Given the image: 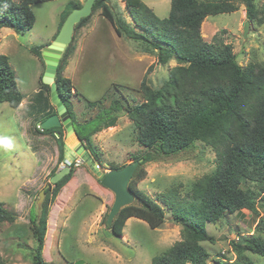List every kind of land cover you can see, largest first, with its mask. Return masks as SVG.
<instances>
[{
	"label": "trees",
	"instance_id": "trees-1",
	"mask_svg": "<svg viewBox=\"0 0 264 264\" xmlns=\"http://www.w3.org/2000/svg\"><path fill=\"white\" fill-rule=\"evenodd\" d=\"M49 1L0 0V30L30 31L35 23L32 6ZM108 1L111 2L95 0L91 14L74 26L72 41L59 60L54 77L56 94L68 111L78 139L83 142L92 163L100 168L102 176L97 177L100 184L105 170H119L125 165L107 164L105 167L101 163L103 155L92 141L95 134L115 127L124 114L133 126L135 143L142 150L140 155H131L132 161L142 159L128 185L133 203L122 208L107 226L109 209L103 216V224L112 235L121 237L129 218L141 220L155 230L164 224L169 213L173 223L181 227L180 240L153 257L150 264H207L210 255L201 243L213 244L214 238L207 234L206 223L215 224L225 214L243 210L253 215H258L261 209L264 211V66L241 67L231 45L224 44L218 34H214L209 43L201 36V25L207 17L233 13L237 3L244 5L247 20H255L257 11L253 0H170L168 16L164 19H159L141 0H123L130 22L115 15ZM81 6L79 0H68L60 14L57 33L68 14ZM97 12L118 37L141 44L146 53L155 54L157 64L165 66L173 60L176 65L159 88L150 87L143 77L137 90L140 99L133 104V100L122 95L113 96L108 107L102 106L105 97L97 102L83 99L87 109L96 107L98 112L89 121L81 122L72 100L75 96L82 99V96L63 72L74 54L80 29ZM262 13L264 17V10ZM30 52L42 61L41 48L32 47ZM42 77L24 113L31 120L35 136L49 135L57 147L56 165L48 175L50 179L63 162L64 129H38L39 124L56 113L50 104V86L42 82ZM118 87L112 84L116 92ZM22 100L9 59L0 55V104L16 109ZM198 142L214 153L215 168L191 184L189 200L180 199L175 189L151 198L136 187L146 177L144 166L147 163L176 156ZM74 174L73 162L67 175L45 189L38 213L31 211L28 216L35 242L32 264H54L43 258L48 216L51 205ZM14 221V215L0 206V226ZM262 232L264 219L259 218L251 235L230 242L235 261H218V264H254L247 254L264 259Z\"/></svg>",
	"mask_w": 264,
	"mask_h": 264
},
{
	"label": "rangeland",
	"instance_id": "rangeland-1",
	"mask_svg": "<svg viewBox=\"0 0 264 264\" xmlns=\"http://www.w3.org/2000/svg\"><path fill=\"white\" fill-rule=\"evenodd\" d=\"M141 1L159 19L168 16L170 0ZM67 2L50 0L32 6L35 23L30 31L14 32L4 28L0 32V55L8 57L18 91L23 96V102L16 109L0 104V206L15 217L13 224L0 226V262L3 264H32L35 242L29 230L28 216L31 211H39V193L49 183V171L56 165L58 151L50 136H35L31 120L24 116L25 100H31L39 89V78L45 71L44 60L34 57L29 49L38 47L42 52L53 42L52 36L58 29L60 14ZM253 4L257 18L251 22L246 18L244 5L237 3L235 12L209 16L201 25L204 41L209 43L212 36L218 34L224 44L231 45L241 67L264 66V0H253ZM108 5L115 15L130 22L123 0L108 1ZM245 23L249 26L246 38H243ZM155 56L146 53L141 44L118 37L108 21L99 12L95 13L80 29L74 54L63 74L82 96V99L75 96L72 100L79 120L89 121L98 112L96 107L87 109L83 99L97 102L105 97L102 106L108 107L113 96L119 98L122 95L133 100V104L140 99L137 90L143 77L150 87L159 88L176 63L172 60L161 66ZM112 84L120 86L117 92L112 89ZM119 118L116 128L103 130L92 137L103 155L101 163L105 167L107 164L127 165L132 162L131 155L142 152L135 143L130 121L124 114ZM69 139L64 137V156L69 162L79 161L80 165L50 207L43 249L46 262L150 264L153 257L180 240L181 227L173 223L169 213L158 229L149 228L141 220L128 219L122 236L112 235L103 224V216L111 208L114 196L98 182L96 173L100 170L94 169L95 163L78 157L73 152L76 144H71L73 139ZM30 147L35 153L34 165ZM214 168V153L198 142L176 156L147 163L144 166L146 177L136 187L151 198L175 189L180 199L189 200L191 184ZM259 218L264 219L262 209L258 215L243 210L225 214L215 224L206 223L207 234L214 238L213 244L201 243L210 255L207 264L235 261L230 242L251 235ZM261 236L264 238L263 232ZM247 255L254 264H264L260 256Z\"/></svg>",
	"mask_w": 264,
	"mask_h": 264
},
{
	"label": "water",
	"instance_id": "water-1",
	"mask_svg": "<svg viewBox=\"0 0 264 264\" xmlns=\"http://www.w3.org/2000/svg\"><path fill=\"white\" fill-rule=\"evenodd\" d=\"M79 1L82 2V6L80 8L72 10L68 14L53 42L45 47L41 52L42 60H44L45 64V71L42 77V82L45 85L50 86V101L52 105L55 106L56 113L43 121L40 124L39 128L42 130H48L50 128L62 127L66 132L65 138L73 139V142H71V144H76L74 146V152L76 153V155L80 158H84V160H87L89 158V154L85 150L83 142H80V140L78 139L72 126L68 111L56 94L54 82V77L59 60L61 59L65 49L72 41L74 26L79 23L82 18H86L91 14L95 0ZM248 26V23H245L243 29V38H246ZM71 163L72 162H69L66 156H64L62 167L60 168V170H58L55 175H53L49 179V183L40 191L39 200L37 201L38 205H40L44 200L45 189H49L51 185H55L70 172ZM140 163H142V159L138 161H132L119 170H110L104 175L101 181V186L110 191L114 196L113 203L106 220L107 226L111 225V222L122 208L133 203L134 197L129 191L128 185L136 168ZM96 176L99 178L102 176V174L98 172L96 173Z\"/></svg>",
	"mask_w": 264,
	"mask_h": 264
},
{
	"label": "crops",
	"instance_id": "crops-1",
	"mask_svg": "<svg viewBox=\"0 0 264 264\" xmlns=\"http://www.w3.org/2000/svg\"><path fill=\"white\" fill-rule=\"evenodd\" d=\"M18 1V0H17ZM52 1V0H51ZM66 5V4H65ZM110 25V24H109ZM111 26V25H110ZM58 28V27H57ZM111 28H112V26H111ZM4 29V28H3ZM6 29V28H5ZM2 30V29H1ZM1 30H0V32H1ZM112 30H113V28H112ZM113 32H114V30H113ZM56 33H57V30L55 31V33L53 34V36H52V40L51 41H53V39L55 38V36H56ZM115 33V32H114ZM0 41H1V38H0ZM30 50V49H29ZM65 70H64V73L63 74H65ZM44 74V73H43ZM42 74V75H43ZM37 91H38V89H37ZM37 91H35L34 93H36ZM26 101V103H25V105L27 104V103H29V100L28 99H26L25 100ZM22 102H23V100H22ZM51 102V101H50ZM51 105H52V103H50ZM25 105H24V107H23V112H24V108H25ZM53 106V105H52ZM55 107V106H54ZM55 111H56V108H55ZM76 113V112H75ZM24 116H25V113H24ZM78 116V115H77ZM120 119V118H119ZM116 127H117V125H116ZM116 127H112V128H107V129H105V130H112L113 128H116ZM103 131V130H102ZM65 134H66V132H65V130H64V137H65ZM45 136H49V135H45ZM39 137V136H38ZM42 138V137H41ZM51 139H52V141L54 142V140H53V138L51 137ZM54 144H55V142H54ZM57 148V147H56ZM33 149V147H30L29 148V151H30V154H31V158H32V161H33V159L35 158V156H34V154L35 153H33L31 150ZM75 150L73 149V152H74ZM90 160V158H88L87 159V161H89ZM31 162V161H30ZM90 162V161H89ZM33 163V165H34V161L32 162ZM61 166V164H59V166L58 167H60ZM107 170H105V172H106ZM50 172V171H49ZM52 214V213H51ZM57 216H58V214H57ZM129 219H135V218H129ZM139 221V220H138Z\"/></svg>",
	"mask_w": 264,
	"mask_h": 264
},
{
	"label": "built area",
	"instance_id": "built-area-1",
	"mask_svg": "<svg viewBox=\"0 0 264 264\" xmlns=\"http://www.w3.org/2000/svg\"><path fill=\"white\" fill-rule=\"evenodd\" d=\"M38 129H40L39 127H38ZM40 130H42V129H40ZM80 165V162L79 161H75L74 162V167L76 168V167H78ZM94 169L95 170H100V168H99V166H98V164H94Z\"/></svg>",
	"mask_w": 264,
	"mask_h": 264
},
{
	"label": "clouds",
	"instance_id": "clouds-1",
	"mask_svg": "<svg viewBox=\"0 0 264 264\" xmlns=\"http://www.w3.org/2000/svg\"><path fill=\"white\" fill-rule=\"evenodd\" d=\"M90 162H92L91 160H90ZM63 163V162H62ZM62 163H61V165H62ZM73 163V162H72ZM97 164V163H96ZM108 171H106V173H107Z\"/></svg>",
	"mask_w": 264,
	"mask_h": 264
}]
</instances>
